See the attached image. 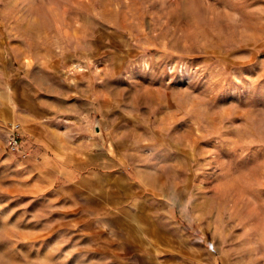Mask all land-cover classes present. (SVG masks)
<instances>
[{
    "label": "rangeland",
    "instance_id": "374dc122",
    "mask_svg": "<svg viewBox=\"0 0 264 264\" xmlns=\"http://www.w3.org/2000/svg\"><path fill=\"white\" fill-rule=\"evenodd\" d=\"M0 264H264V0H0Z\"/></svg>",
    "mask_w": 264,
    "mask_h": 264
},
{
    "label": "built area",
    "instance_id": "2783aa9c",
    "mask_svg": "<svg viewBox=\"0 0 264 264\" xmlns=\"http://www.w3.org/2000/svg\"><path fill=\"white\" fill-rule=\"evenodd\" d=\"M27 136L20 123L9 122L6 125L5 148L8 153L22 159L29 158V150H27Z\"/></svg>",
    "mask_w": 264,
    "mask_h": 264
},
{
    "label": "crops",
    "instance_id": "0c3cea01",
    "mask_svg": "<svg viewBox=\"0 0 264 264\" xmlns=\"http://www.w3.org/2000/svg\"><path fill=\"white\" fill-rule=\"evenodd\" d=\"M35 97V96H34ZM71 109V108H70ZM73 110V108H72ZM74 111V110H73ZM23 120L28 123L29 127L26 129L28 130L27 132L29 133V131L34 130V128L32 126L35 125V123L38 121V118L36 115L32 114V112H29L27 116H25V118H23ZM27 134V133H26ZM30 134V133H29ZM28 135V134H27ZM39 136H42V133H38Z\"/></svg>",
    "mask_w": 264,
    "mask_h": 264
},
{
    "label": "bare ground",
    "instance_id": "6f19581e",
    "mask_svg": "<svg viewBox=\"0 0 264 264\" xmlns=\"http://www.w3.org/2000/svg\"><path fill=\"white\" fill-rule=\"evenodd\" d=\"M74 69L78 70V69H80V66H75Z\"/></svg>",
    "mask_w": 264,
    "mask_h": 264
}]
</instances>
